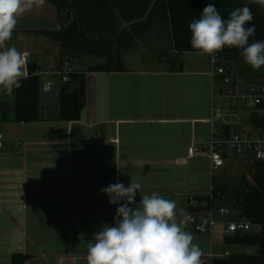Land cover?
<instances>
[{"label": "crops", "instance_id": "obj_1", "mask_svg": "<svg viewBox=\"0 0 264 264\" xmlns=\"http://www.w3.org/2000/svg\"><path fill=\"white\" fill-rule=\"evenodd\" d=\"M59 30L57 11L45 0L43 6H34L18 18L12 38L21 43L44 38V53L55 52L44 34ZM146 41L170 51L169 66L165 65L166 52L156 59L136 57L131 66L137 45ZM202 56L177 54L170 32L166 30L164 35L156 26L124 55L126 72L87 74L86 105L79 122L63 123L60 133L22 142L20 152L11 151L15 144L3 142L0 264H9L14 255L28 257L24 264H87V242L103 226H115L119 207L109 204V197L100 189L117 182L125 187L141 184L137 204L141 195L156 192L175 202L177 221L189 214L185 180L179 184L186 193L168 190L178 186L169 184L166 176L152 179L147 174L151 170L140 167L168 166L178 157L187 160L192 142H201L197 126L206 125L217 106V100L212 99L209 57ZM76 64L72 67L81 72L91 66L77 69ZM248 85L245 80L238 81L240 90ZM218 101V107H227ZM74 124L97 131L105 125V141L96 136H73Z\"/></svg>", "mask_w": 264, "mask_h": 264}, {"label": "trees", "instance_id": "obj_2", "mask_svg": "<svg viewBox=\"0 0 264 264\" xmlns=\"http://www.w3.org/2000/svg\"><path fill=\"white\" fill-rule=\"evenodd\" d=\"M48 1L57 11L61 30L44 35L51 40L56 53L42 65L36 61L31 63V73L39 69L61 70L66 62L72 66L83 58L99 59L101 62L89 66L86 71H80V75L72 76L71 83H58L59 112L46 117L41 109L42 79L32 76L23 80L22 87L14 90V118L18 124L79 122L86 105L87 74L126 72L124 55L131 52L137 40L156 26L170 32L177 54L197 53L190 44L189 23L198 19L209 3L215 4L225 19L232 10L247 5L253 14L251 24L256 26L255 35L249 38V42L264 41V7L249 0H156L154 3V0ZM241 51L235 47L224 48L223 57L229 62V67L238 61ZM1 109L5 115L8 108L2 106ZM246 124L264 135V107L248 113ZM219 131L229 136L236 130L220 126ZM228 164L241 179V190H235L233 195L229 193V186L223 183L228 176ZM212 184V197H195L199 203L207 205L203 211L216 205L217 201L232 198L234 207L231 210L238 211L241 218L251 222L254 227L247 234L223 238L228 246L252 248L254 253L233 254L218 264H264V162L251 156H227L224 167L213 176ZM27 259L23 255H14L12 264H24ZM202 262L209 264L204 259Z\"/></svg>", "mask_w": 264, "mask_h": 264}, {"label": "clouds", "instance_id": "obj_3", "mask_svg": "<svg viewBox=\"0 0 264 264\" xmlns=\"http://www.w3.org/2000/svg\"><path fill=\"white\" fill-rule=\"evenodd\" d=\"M264 7V0H249ZM45 0H0V91L11 95L22 87L27 78V53L8 42L12 38L18 18ZM253 14L245 5L222 17L215 4H207L198 19L189 23L190 44L199 55L215 57L225 47L242 50L246 64L254 70L264 66V41L249 42L256 26ZM251 24V26H246ZM140 183L121 182L101 188L109 197V204L119 207L115 226H103L87 242V264H203V252L194 243V236L186 230L187 215L177 221L176 204L156 192L135 197Z\"/></svg>", "mask_w": 264, "mask_h": 264}, {"label": "built area", "instance_id": "obj_4", "mask_svg": "<svg viewBox=\"0 0 264 264\" xmlns=\"http://www.w3.org/2000/svg\"><path fill=\"white\" fill-rule=\"evenodd\" d=\"M224 49L216 53L215 57H209L210 72L212 80L213 96L212 99L222 100L227 104L226 108L213 107L212 116L207 120L211 125V136L208 144L198 148L195 140L188 149L187 160L191 162L198 157L199 150H203L202 158H206L210 164L212 174L221 170L226 162V157L232 156H251L257 161L264 162V135L248 126L246 120L248 113L264 107V84H249L244 90L238 88V82L232 71L229 70V62L223 57ZM35 62L30 55L26 57L27 78L32 76L40 77L43 81L42 93L50 94L56 83L68 84L72 82V76L80 75V71L75 70L70 63L66 62L61 70L39 69L34 74L30 71L31 63ZM42 65V63H38ZM23 79V80H25ZM224 89V90H223ZM15 93L11 95L0 91L1 106L9 107L10 101L14 102ZM218 123H221L218 125ZM231 127L235 129L229 136H224L219 127ZM4 138L0 135V154L3 149ZM192 169V168H191ZM212 197V196H211ZM205 203H199L195 197L189 195L188 209L190 217L186 225V230L193 232L197 236L209 237L213 244V239L217 234L225 237H235L253 231L251 222L240 218L224 222V219L233 215L232 210L224 206L212 205L206 211ZM192 210L196 212H192ZM241 217V214L239 213ZM221 227V230L219 229ZM247 254H251L248 252ZM233 253L226 251L221 254H211L201 257L209 264H218L229 259Z\"/></svg>", "mask_w": 264, "mask_h": 264}, {"label": "rangeland", "instance_id": "obj_5", "mask_svg": "<svg viewBox=\"0 0 264 264\" xmlns=\"http://www.w3.org/2000/svg\"><path fill=\"white\" fill-rule=\"evenodd\" d=\"M156 0L153 1V3ZM163 34H166V28H162ZM15 38H11L8 42L9 45H14L19 51H26L28 52L31 57H34V60L38 63H42L47 60H51L52 57L56 52L53 50L49 51L48 53H44V48L42 43H45L46 40L44 38L29 40L27 39L24 43L15 41ZM39 41V42H38ZM136 51L132 54L133 60H136V57L142 59V57L147 58H158L159 54L166 52L167 57L165 58V65L169 66V59L171 58V53L169 50L165 48H161V46H157L152 41L146 42H139L136 47ZM32 54V55H31ZM170 56V57H169ZM189 56H185V58ZM199 57V56H198ZM205 57L204 55L202 56ZM132 58L130 61H132ZM185 58H182L181 61L185 63ZM206 58V57H205ZM135 60L131 62V66L135 64ZM96 62H101L99 59H94L90 61H75L76 64L75 68L85 69L88 65H92ZM189 63H185V66H188ZM79 65V66H77ZM229 70L232 71L233 75L237 78V80H245L247 84L252 85H262L264 84V66H262L259 70H254L251 66L245 63L242 55L239 57L238 61L235 64L230 65ZM89 77V76H88ZM91 83V79L87 80V86L89 90V85ZM58 85V83H56ZM211 95V91H210ZM52 98L51 100L49 98ZM219 101L217 100V107L219 106ZM8 109L4 115V110H2V106L0 103V135L4 138V143L6 144H15V149L11 151L20 152V144L25 141H29L30 139H35L38 135L42 134H54L60 133L62 127H65L61 122H54V121H45L40 123H31V124H18L15 122L14 118V110L15 104L13 101H10L8 104ZM60 108L59 102V91L58 88L55 86L53 91L50 94H41V109L46 117L48 113H58ZM5 116V120L3 117ZM101 128V127H100ZM197 133L201 142L198 143V148L201 149V146L208 144L211 136V125H198L197 126ZM143 150V149H142ZM203 150H199L198 157L193 161L192 166V173H191V196L192 197H199V196H211L212 193V178L214 175H217V172L212 174L210 170L209 161L206 158H202ZM235 156V155H234ZM143 158V157H141ZM180 159H172L171 163L168 166L158 167L155 165L152 166H141L140 168H144L147 170H151L150 173H147L148 177H151L155 180H160L165 176L170 180L169 184L174 185V189H168L173 191H181V193H186V190L181 187L179 182L186 181V189H187V166L188 161L178 157ZM241 159V158H240ZM149 160V159H148ZM141 163L143 161L139 160ZM151 161V160H149ZM152 162L154 160L152 159ZM228 171V176L223 180L225 185L229 186V193L233 195L234 191L241 190V179L240 176L235 172L234 168L231 165H227L226 167ZM220 174V173H219ZM221 175V174H220ZM221 177V176H220ZM235 192V193H236ZM176 193V192H175ZM188 199V197H187ZM216 205L221 207H227L229 209L234 207V202L232 198L222 200L221 202L217 201ZM233 215L224 219V222L227 221H234L239 220L241 217L239 216V212L236 210H232ZM187 216L189 214H186ZM184 218V217H183ZM221 230V227L219 228ZM194 236V243L198 244L203 252V258L207 257L214 252L215 254H221L226 251H229L233 254H244V253H254V249L246 248V247H239V246H228L224 243V239L222 235L217 234L213 239V244L211 243V239L209 237H200L198 238L192 232ZM197 237V238H196ZM12 264V261L9 262Z\"/></svg>", "mask_w": 264, "mask_h": 264}, {"label": "water", "instance_id": "obj_6", "mask_svg": "<svg viewBox=\"0 0 264 264\" xmlns=\"http://www.w3.org/2000/svg\"><path fill=\"white\" fill-rule=\"evenodd\" d=\"M57 29H59V26H57ZM221 123H218L220 125ZM71 134L73 136L78 137H92L96 136L99 137L101 141H105V125L101 126L100 131H97L93 128L86 127L81 124H74L71 127ZM192 166L191 162H188L187 166V196L190 195L191 190V173H192ZM259 253V251H258Z\"/></svg>", "mask_w": 264, "mask_h": 264}]
</instances>
